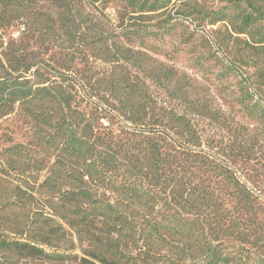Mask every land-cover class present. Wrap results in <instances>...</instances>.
I'll use <instances>...</instances> for the list:
<instances>
[{
  "label": "trees",
  "instance_id": "16d2710c",
  "mask_svg": "<svg viewBox=\"0 0 264 264\" xmlns=\"http://www.w3.org/2000/svg\"><path fill=\"white\" fill-rule=\"evenodd\" d=\"M219 1L0 0V118L20 112L35 144L6 165L52 158L38 189L102 264H264V164L243 160L264 141V0ZM187 18L221 25L181 70L159 54Z\"/></svg>",
  "mask_w": 264,
  "mask_h": 264
},
{
  "label": "rangeland",
  "instance_id": "374dc122",
  "mask_svg": "<svg viewBox=\"0 0 264 264\" xmlns=\"http://www.w3.org/2000/svg\"><path fill=\"white\" fill-rule=\"evenodd\" d=\"M193 1L204 7L221 4L219 0H177L179 5L177 12H182L186 7L185 3L188 6V3L193 4ZM194 25L190 18L177 21L172 34L167 36L165 42L161 44L162 54H159L161 60L181 70L186 69L190 62L191 53L189 52L191 50L203 52V40H206V37L216 36L215 29L221 23L203 27L202 30L195 28ZM191 33V41L189 45H186L184 38ZM11 35L16 38L19 32L14 31ZM245 40L247 37L243 35L236 37L233 34L229 39L230 49L236 53L254 52ZM218 102L221 106V101L218 100L214 102V106L218 107ZM222 105H224L221 106L222 108L230 109L229 104ZM254 132L255 130H252L250 134ZM11 144L24 145L25 150L26 147L34 148L35 146L29 125L20 112H13L0 118V239L8 237L28 239L43 251L23 258L11 256L6 251L0 250V264H102L87 254L90 248L86 242H79L75 234L66 226L57 227L58 222L61 221L48 207L54 197L38 189V182L46 174L52 158H48L46 163L42 164L28 159L27 156H14L16 162L7 166L5 159L7 157H4L3 150ZM20 150L23 152L22 148ZM243 160L248 167L263 170L264 141L260 136L258 142L252 144V149ZM261 175L264 177V172ZM33 177L37 181H34ZM28 185H33V188ZM39 222H42L45 227L38 229Z\"/></svg>",
  "mask_w": 264,
  "mask_h": 264
}]
</instances>
